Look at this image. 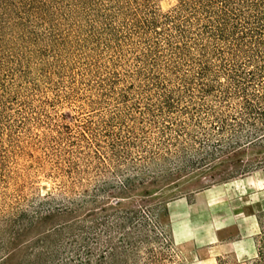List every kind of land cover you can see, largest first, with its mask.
<instances>
[{"label":"rangeland","instance_id":"374dc122","mask_svg":"<svg viewBox=\"0 0 264 264\" xmlns=\"http://www.w3.org/2000/svg\"><path fill=\"white\" fill-rule=\"evenodd\" d=\"M87 1L50 0L47 18L32 15L25 22L33 33L30 41L23 42L19 31L12 37L8 34L2 45V227L24 210L33 212L37 202L48 195L58 200L64 195L77 198L85 190L94 194L98 187L119 185L128 177L160 178L174 167L182 144L190 151L199 146L212 149L228 145L234 137L220 130L218 117L228 121L240 119L244 113L240 101L230 104L227 98L212 97L201 103L214 112L202 108L193 113H172L173 118L160 115L158 99L164 79L156 72L158 68L150 69L140 59L143 47L128 24L131 16L115 9L108 12L117 0ZM139 1L163 13L178 4V0ZM132 7L135 10L137 3ZM257 156L253 151L243 158L246 162ZM178 177L158 181L147 197L149 204L164 200L162 206L155 207V215L172 245L165 250V264H212L203 257L216 258L217 264L251 261H240L228 252L227 231L222 232L220 241L196 251L188 243L176 244L168 205L183 197L192 200L208 188L226 189L224 197L208 209L203 202L196 208L198 229L213 231L228 216L230 182L233 197H249L254 207L249 206V210L256 211L264 223V167L227 182H211L209 175L196 170L184 171ZM244 177L249 178L240 180ZM143 193L133 192L134 196L122 200V207L138 206L145 198ZM261 235L260 230L258 244ZM150 247L159 250L155 241Z\"/></svg>","mask_w":264,"mask_h":264},{"label":"trees","instance_id":"16d2710c","mask_svg":"<svg viewBox=\"0 0 264 264\" xmlns=\"http://www.w3.org/2000/svg\"><path fill=\"white\" fill-rule=\"evenodd\" d=\"M49 1L0 0V51L8 34L21 31L20 39L30 41L33 33L25 22L32 15L48 16ZM116 4L108 12L131 16L128 24L143 47L140 59L164 79L160 115L214 112L201 103L212 97L240 101V119L219 116L217 121L234 138L212 149L180 145L174 167L160 178L128 177L77 198L44 197L33 212L24 210L0 226V264H165V250L172 245L155 215L164 200L149 204L151 186L189 170L209 175L211 182H227L264 167V156L259 157L264 153V0H178L165 13L139 0ZM253 151L258 156L245 162L243 156ZM139 190L145 197L139 205L123 208L122 200ZM259 221L262 241L247 264H264ZM153 241L159 250L150 247Z\"/></svg>","mask_w":264,"mask_h":264},{"label":"crops","instance_id":"0c3cea01","mask_svg":"<svg viewBox=\"0 0 264 264\" xmlns=\"http://www.w3.org/2000/svg\"><path fill=\"white\" fill-rule=\"evenodd\" d=\"M251 176V175H250ZM244 177L240 180L248 179ZM230 182H228V216L223 218L225 223L220 221L213 231L199 230L200 219L196 213L199 203L203 202L208 209L210 204L218 202L224 197L226 189L222 187H212L194 195L192 200L183 197L171 201L168 205L171 219V226L174 241L178 245L190 244L192 251H196L220 239H223L222 232H228V252L240 261L253 259L258 254V234L260 233V221L256 211H250L253 202L249 197H233ZM208 259L212 264H217L218 260L211 257Z\"/></svg>","mask_w":264,"mask_h":264}]
</instances>
